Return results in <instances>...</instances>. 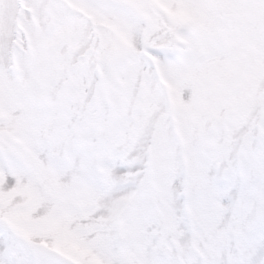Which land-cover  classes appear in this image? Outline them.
<instances>
[{"label": "snow or ice", "instance_id": "obj_1", "mask_svg": "<svg viewBox=\"0 0 264 264\" xmlns=\"http://www.w3.org/2000/svg\"><path fill=\"white\" fill-rule=\"evenodd\" d=\"M0 264H264V0H0Z\"/></svg>", "mask_w": 264, "mask_h": 264}]
</instances>
